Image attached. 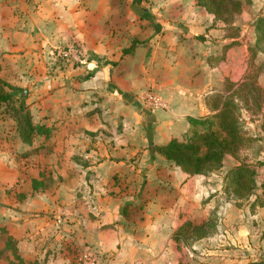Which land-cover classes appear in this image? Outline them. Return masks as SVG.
Returning <instances> with one entry per match:
<instances>
[{
    "label": "crops",
    "instance_id": "obj_1",
    "mask_svg": "<svg viewBox=\"0 0 264 264\" xmlns=\"http://www.w3.org/2000/svg\"><path fill=\"white\" fill-rule=\"evenodd\" d=\"M145 2L22 0L17 8L0 0V77L12 85L8 91L24 97L34 124L52 130L49 138L39 134L31 144L19 132L13 141L9 132L4 139L0 135V209L30 212L35 201L47 202L46 209L57 202L53 223L62 224L69 243L96 245L100 264H178L174 234L186 221L209 218L211 205L200 201L209 189L202 185L204 176L184 172L154 147L186 132L189 117L213 113L212 99L226 81L238 84L249 72L243 34L231 33L238 23H220L198 0H155L148 7ZM172 11L182 23L172 20ZM131 18L138 21L128 23ZM134 41V51L126 54ZM71 42L84 48L86 63L52 55L55 47ZM148 90L168 108L139 103L138 95ZM73 130L88 133L87 147L73 146L81 141H75ZM50 141L54 145L48 147ZM64 147L60 162L26 185L24 174V189L8 191L19 178L16 154L24 161ZM34 148L38 152L30 153ZM256 207L264 220V206L252 211ZM0 228L18 241L27 263L56 264L32 257L30 243L20 245L18 235ZM250 232V225L240 230L243 236ZM219 249L221 259L235 264L223 252L231 249Z\"/></svg>",
    "mask_w": 264,
    "mask_h": 264
},
{
    "label": "rangeland",
    "instance_id": "obj_2",
    "mask_svg": "<svg viewBox=\"0 0 264 264\" xmlns=\"http://www.w3.org/2000/svg\"><path fill=\"white\" fill-rule=\"evenodd\" d=\"M8 1L12 5H16L17 8L20 7L22 2V0H2L4 7H6ZM151 1L155 2V0H146L145 6L148 7ZM241 2L243 9L237 13L233 20V23H238V25L233 27L231 33L238 34V36L243 34L242 44L247 45L249 58V77L240 86L243 95L239 99L241 109L238 112L245 141L237 154L226 157L224 163L226 167L221 172L212 173L201 180L202 185H206L209 191L206 195L203 194L200 201L210 204L211 213L216 212L218 218L221 216L220 232L200 242L195 240L183 241L182 246L176 250L177 255H179L178 264H227V257H225V260L221 259L219 255L222 254H216L215 252L219 251L220 247L231 249L229 248L230 245L233 247L232 251L223 252H226L227 256H231L235 264H264V223H262L264 220L260 216L257 217L262 208L256 207L252 211L250 198L236 197L227 187L226 181H223L224 175L227 171H230L231 167L241 164L248 165L255 173L256 193L263 194L264 197V187H262V184H264V53L260 52V48L255 47L256 37L254 32V22L264 13V0H241ZM169 15L175 23L183 22V20H179L178 13L172 11ZM132 21L137 22L138 20L131 18L127 22ZM245 39L247 40L245 41ZM250 85L252 88H249ZM11 96L12 98L8 102L0 103V117L3 119L0 123V135L4 139L6 137L4 134L9 132V135L12 134L13 141L17 136L13 133H18V129L16 130L18 119H22L25 115L24 113L15 112L14 108L18 109L19 105L22 104L21 102L25 103V107L27 106L19 91L11 92ZM70 134L74 136L75 141L81 140L77 145L74 144V147L83 148L88 146V133L73 130ZM47 145L49 147L54 143L50 141ZM66 151L67 149L64 147V150L59 151L58 154L46 156L41 153L24 159V161L16 154L15 162L19 168V178L14 183V187L8 189V191L14 189L17 191L18 187L24 189L22 184L24 174L25 184L27 179L37 177L39 171L43 169L46 171L49 164L54 163L56 159L60 162V158H64ZM82 157L84 158V156ZM55 205L58 206V203L56 202ZM46 206L47 202L35 201L33 210L30 212L20 210L18 206L11 209L16 213L11 212L10 207L0 209V225L7 226L10 232L12 231L15 235H18L20 245L30 243L32 248H35L34 252L31 251V256L36 257L38 260L54 261L56 264H64V261L82 264L83 262L79 258L81 248L90 246L93 250H98V247L85 241L69 243L66 240L67 232L60 231L63 229L62 224L53 223V220H58L56 219L57 207L52 205V208L46 209ZM60 216L66 218L65 214ZM66 220L69 222L70 219ZM196 222L202 223L201 219L196 220ZM244 225H250L251 232L249 235L243 236L240 234V230ZM59 234L60 236H58ZM239 238L242 240L241 242H239ZM5 239L6 235L0 232V247H4ZM64 246H66L65 249L68 253L65 251L62 254ZM21 249L24 252L29 251V248L25 250L24 246H21Z\"/></svg>",
    "mask_w": 264,
    "mask_h": 264
},
{
    "label": "trees",
    "instance_id": "obj_3",
    "mask_svg": "<svg viewBox=\"0 0 264 264\" xmlns=\"http://www.w3.org/2000/svg\"><path fill=\"white\" fill-rule=\"evenodd\" d=\"M198 4L212 13L217 21L226 24L233 23L237 13L243 9L241 0H198ZM254 32L255 47L264 53V13L254 22ZM136 46L137 42L134 41L125 49L126 54L134 51ZM248 77L249 73L238 84L226 81L224 93H216L212 99L213 113L204 118L189 117V128L186 132L172 138L166 145L155 146L154 150L190 175H202L207 178L212 173L219 172L226 157L237 154L245 141L238 112L241 109L239 99L243 95L240 86ZM8 89H13L12 85L0 77V103H6L12 98ZM21 103L18 109H14L17 113L25 114L17 122V129L23 141L31 144L34 136L39 134L49 138L52 135L51 128L34 124L30 109L27 105L25 107L24 102ZM35 152H38V148L30 151ZM254 174L250 166L241 164L232 168L225 176L227 187L236 197L247 199L255 197L250 201L251 209L257 205L264 206L263 194H258L255 190ZM33 188L38 190V180H33ZM215 213L212 212L201 224L186 221L180 226L174 234L177 247L180 248L183 241H199L218 233L221 216L218 218ZM0 232L6 235L4 247H0V260H8L10 264H39L27 263L19 253L18 241L9 235L6 229L0 228ZM98 258L100 260L99 256Z\"/></svg>",
    "mask_w": 264,
    "mask_h": 264
},
{
    "label": "built area",
    "instance_id": "obj_4",
    "mask_svg": "<svg viewBox=\"0 0 264 264\" xmlns=\"http://www.w3.org/2000/svg\"><path fill=\"white\" fill-rule=\"evenodd\" d=\"M52 55L58 59L75 65H82L87 62L88 56L84 48L76 43L71 42L67 45L57 46L53 49ZM137 101L143 106L152 109H167L168 103L157 94L154 90H148L138 95ZM80 261L84 264H100V260L97 253L90 246H86L82 249L79 255ZM136 264H143L138 262Z\"/></svg>",
    "mask_w": 264,
    "mask_h": 264
}]
</instances>
